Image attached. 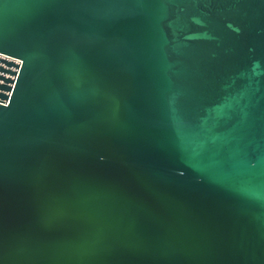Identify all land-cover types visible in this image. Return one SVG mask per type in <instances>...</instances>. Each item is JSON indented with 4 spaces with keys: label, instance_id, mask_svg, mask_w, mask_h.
I'll return each mask as SVG.
<instances>
[{
    "label": "water",
    "instance_id": "obj_1",
    "mask_svg": "<svg viewBox=\"0 0 264 264\" xmlns=\"http://www.w3.org/2000/svg\"><path fill=\"white\" fill-rule=\"evenodd\" d=\"M0 264H264V0H0Z\"/></svg>",
    "mask_w": 264,
    "mask_h": 264
},
{
    "label": "built area",
    "instance_id": "obj_2",
    "mask_svg": "<svg viewBox=\"0 0 264 264\" xmlns=\"http://www.w3.org/2000/svg\"><path fill=\"white\" fill-rule=\"evenodd\" d=\"M12 59V58H11ZM14 60H16V59H14ZM16 61H18V60H16Z\"/></svg>",
    "mask_w": 264,
    "mask_h": 264
}]
</instances>
